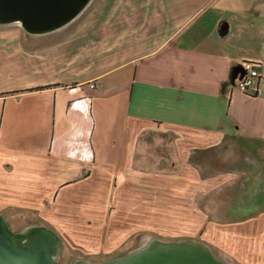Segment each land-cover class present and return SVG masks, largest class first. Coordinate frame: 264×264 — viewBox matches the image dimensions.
<instances>
[{
	"label": "crops",
	"instance_id": "0c3cea01",
	"mask_svg": "<svg viewBox=\"0 0 264 264\" xmlns=\"http://www.w3.org/2000/svg\"><path fill=\"white\" fill-rule=\"evenodd\" d=\"M247 59L251 95L234 87ZM19 210L92 230L98 251L102 232L108 251L159 212L200 213L220 259L264 264V0H99L50 33L0 25V214Z\"/></svg>",
	"mask_w": 264,
	"mask_h": 264
},
{
	"label": "water",
	"instance_id": "95a60500",
	"mask_svg": "<svg viewBox=\"0 0 264 264\" xmlns=\"http://www.w3.org/2000/svg\"><path fill=\"white\" fill-rule=\"evenodd\" d=\"M90 0H0V25L18 24L29 34L67 25ZM59 236L44 225L13 232L0 214V264H58ZM78 264H89L80 261ZM98 264H228L198 241L152 240L143 248ZM230 264V263H229Z\"/></svg>",
	"mask_w": 264,
	"mask_h": 264
},
{
	"label": "rangeland",
	"instance_id": "374dc122",
	"mask_svg": "<svg viewBox=\"0 0 264 264\" xmlns=\"http://www.w3.org/2000/svg\"><path fill=\"white\" fill-rule=\"evenodd\" d=\"M99 0H90L89 4L86 6V8L82 11L84 14H86V11H88L91 6H94ZM174 8L177 7V10L180 7H183L181 10V16H189L191 13L195 14L202 5L195 4L193 6L190 5H181V4H173ZM81 14V13H80ZM184 20H177L175 21L177 24L180 22H183ZM179 26V25H178ZM113 196V192L111 193ZM112 206H110V209ZM22 210L15 211L17 213L15 218H5L7 220V223L9 225V228L13 232H23L27 228L37 225H44L48 226V228H51V225L45 221H43L37 214H29L28 212L20 214ZM184 213L181 215V219H179L178 225L174 224L171 219V214L168 213L167 216L163 215V221L161 220L162 215L159 212V221H156L154 219L148 220V221H142L143 229L135 228L128 232V234L124 237L121 236V240L113 247L110 248V250H104L106 247H109L107 245V242H105L104 234L105 232H102V242H101V250L98 251L95 250L93 247L100 248L99 240L98 238L95 239V235H88L92 234V230L87 231H79L80 235L76 236H68L65 234L62 230L60 231L58 228H54V231L58 233L57 235L60 238V248L58 250L56 259L59 264H78L80 261L88 262L89 264H98L105 262L107 260L117 258L123 255H127L133 251H136L137 249L143 248L152 240L157 241H169V242H176V241H198L201 244L207 245L209 242L207 239H204V233L206 229L205 222L206 220H203V215L200 213H195L196 215V222L189 227H184L185 224L188 222L186 221V218L183 217ZM8 216V215H7ZM10 217V216H8ZM165 217V218H164ZM207 224V223H206ZM119 225L118 221H115V225ZM137 225V223L135 224ZM150 227V229H148ZM214 233H218L215 230H212ZM115 240H112V243H114ZM215 249V256L220 257L217 253V248L214 245H211ZM104 249H103V248ZM229 264V263H228Z\"/></svg>",
	"mask_w": 264,
	"mask_h": 264
},
{
	"label": "built area",
	"instance_id": "2783aa9c",
	"mask_svg": "<svg viewBox=\"0 0 264 264\" xmlns=\"http://www.w3.org/2000/svg\"><path fill=\"white\" fill-rule=\"evenodd\" d=\"M257 63L251 60H244L242 64V69L238 71L237 78L234 87L243 93L253 94L256 89L257 78H258V68ZM90 87L93 83L89 84ZM264 236V235H263Z\"/></svg>",
	"mask_w": 264,
	"mask_h": 264
},
{
	"label": "trees",
	"instance_id": "16d2710c",
	"mask_svg": "<svg viewBox=\"0 0 264 264\" xmlns=\"http://www.w3.org/2000/svg\"><path fill=\"white\" fill-rule=\"evenodd\" d=\"M242 64H243V62H242ZM242 69V67L240 68V70ZM258 79V78H257Z\"/></svg>",
	"mask_w": 264,
	"mask_h": 264
},
{
	"label": "flooded vegetation",
	"instance_id": "af4514ba",
	"mask_svg": "<svg viewBox=\"0 0 264 264\" xmlns=\"http://www.w3.org/2000/svg\"><path fill=\"white\" fill-rule=\"evenodd\" d=\"M59 264V263H58Z\"/></svg>",
	"mask_w": 264,
	"mask_h": 264
}]
</instances>
